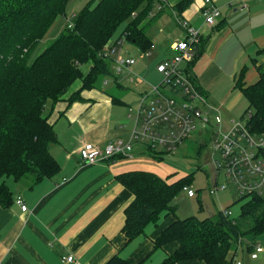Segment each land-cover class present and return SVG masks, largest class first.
Returning <instances> with one entry per match:
<instances>
[{"label": "trees", "instance_id": "16d2710c", "mask_svg": "<svg viewBox=\"0 0 264 264\" xmlns=\"http://www.w3.org/2000/svg\"><path fill=\"white\" fill-rule=\"evenodd\" d=\"M71 1L0 0V204L5 208L12 206L15 199L4 178L31 177L37 183L60 171V164L51 152L58 133L50 122L49 111L78 79L83 90H91L113 75L111 61L100 54L114 41L119 26L124 23L126 40L140 50L148 53L152 48L153 40L143 22L155 10L156 0H91L75 14L72 26L66 24L51 44L29 62V55L57 19L66 16ZM194 1H178L173 8L175 16L180 18ZM168 6L165 4L163 11ZM204 46L202 41L194 61L188 65L195 81L193 65ZM86 65H89L87 72L83 70ZM246 70L242 68L235 87L249 103L245 112L250 114L248 127L254 133H264V64L258 67L259 78L253 84L245 82ZM81 92L70 100H76ZM139 146L142 155L164 157L150 147ZM117 178L134 195L125 209L122 228L127 242L141 236L146 225L155 223L163 214L176 215V208L171 205L173 198L186 185H192L190 174L170 182L155 172L132 170ZM240 201L243 203L238 217L224 216L221 210L213 220L196 216L181 219L176 215L154 243L159 248L176 241L179 247L157 264L191 260L233 264L239 240L246 236L254 240L248 243L251 251L258 236L264 234V196H245ZM105 264H144V261L115 254Z\"/></svg>", "mask_w": 264, "mask_h": 264}, {"label": "crops", "instance_id": "0c3cea01", "mask_svg": "<svg viewBox=\"0 0 264 264\" xmlns=\"http://www.w3.org/2000/svg\"><path fill=\"white\" fill-rule=\"evenodd\" d=\"M89 1L84 0V6ZM178 1L169 0V6L153 20L172 13L177 22L173 8ZM213 1L222 11L215 25L209 26L204 21V0H195L180 17L191 26L201 28L203 33L205 46L194 62L193 73L206 95L220 79L236 83L243 67L250 70L249 64L254 65L253 79H246V73L244 79L247 84H253L259 78L258 67L264 64V0H247V8L243 6L245 0ZM64 22L68 24L69 19ZM171 45L168 56L172 55ZM144 53L151 55L150 51V55ZM136 64L137 60L129 69ZM120 81L116 77L121 94L103 92L101 84L83 90L82 81L75 85L76 81L70 91L54 107L52 105L49 117L58 133V141L51 146V152L60 164V171L37 183L25 177L14 179L13 186L7 185L14 199L22 197L28 209L22 210L15 202L8 208L0 204V264H68L63 258L69 254L80 264H105L115 254L144 261V264H157L179 247L176 241L159 248H155L154 243L178 214H163L155 223L146 225L145 232L131 242H127L122 230L125 209L134 195L117 177L132 170L151 171L162 177L165 174L157 158L142 155L138 145L134 157H113L82 164L79 150L84 142L104 146L118 138L128 139L131 134L133 127L128 113L136 108L140 98L134 107L128 105L122 88L127 85ZM148 89H140L139 97ZM78 91H82L81 97L70 100ZM118 106L124 107L123 113L116 111ZM179 264L207 263L191 260Z\"/></svg>", "mask_w": 264, "mask_h": 264}, {"label": "built area", "instance_id": "2783aa9c", "mask_svg": "<svg viewBox=\"0 0 264 264\" xmlns=\"http://www.w3.org/2000/svg\"><path fill=\"white\" fill-rule=\"evenodd\" d=\"M245 1L243 6L247 8ZM165 4H169V1L156 0L154 9L163 11ZM203 14L206 24L212 26L217 23L222 11L213 0H204ZM149 16H155L154 10ZM176 19L182 25L185 35L171 45L172 55L157 63L156 68L163 77L161 83L152 84L148 90L143 91L136 108L129 110L133 127L129 138H118L104 146L96 142H84L79 150L82 164H93L113 157H134V149L138 145L168 153L188 141L209 140V157L218 171V180L215 187L209 190L210 195L217 196L219 192L227 190L237 193L240 199L264 195V133H254L248 127L246 121L250 119V114L246 115L244 124L231 122L232 128L224 131L221 110L209 102L206 92L188 71V65L194 61L203 41L201 28L191 26L177 16ZM68 25L71 27L72 21ZM113 42L108 43L100 54L105 59L110 57L113 47V50L116 49ZM116 63V71L121 74L135 64V59H121ZM184 190L189 197L197 195L193 185H186ZM15 203L22 210L28 209L22 197L16 198ZM221 211L224 216L234 217L229 207ZM244 241L239 240L233 254V264H243L238 257L243 252ZM263 250L260 243L254 244L250 253L252 259H258V254ZM63 260L68 264H80L72 254Z\"/></svg>", "mask_w": 264, "mask_h": 264}, {"label": "rangeland", "instance_id": "374dc122", "mask_svg": "<svg viewBox=\"0 0 264 264\" xmlns=\"http://www.w3.org/2000/svg\"><path fill=\"white\" fill-rule=\"evenodd\" d=\"M83 1L84 0H73L69 3L66 16L63 15L56 21L39 46L31 52L29 55V62H32L33 58L38 55V53L51 44V41L55 38L54 36L61 33L65 27L64 25L67 23L64 22L65 19L72 21L75 16L74 14L84 6ZM157 12L158 10L155 9L154 15H156ZM152 18V16H149L148 19L143 22L148 37L153 40L152 48L149 49L151 55L147 56L138 46L126 40L125 34L123 33L125 25L122 23L114 36L116 49L113 50V47L112 50H110L111 53L108 58L111 61L113 75L105 78L104 82H108L107 85L104 84V82L103 84L102 82L100 83L103 92L108 90L109 92L121 94L119 89L121 86L116 84L113 77L121 79L122 81L119 83L127 85L126 87H122L125 89L124 96L128 105L132 107L135 106L139 99L140 89H148L152 84L156 85L161 83L163 77L158 72L156 65L158 62L168 57V54H170L168 52V47L173 42L182 39L185 33V31L183 33L184 29L181 27L182 25L175 21L172 13H166L155 20ZM119 37L121 41L118 42L117 39ZM129 57H133L137 60V64L133 66L131 70H124V72L118 74L116 71V62ZM249 65L251 71L248 69L246 70V79L252 80V69L254 65ZM88 68L89 65L83 66L85 72L88 71ZM232 68L233 66H231L229 70H232ZM220 80L221 81L215 83L214 88L209 90L208 95L209 102L221 110L225 131L232 128L231 122L235 124H244L246 119L245 112L247 111L249 103L242 91L235 87L236 85L233 79L231 82L226 78ZM77 83H80V80H77L75 85ZM118 107L116 111L123 113L124 107ZM210 151L211 142L209 140L203 142L197 139L196 141L192 140L182 144L177 150L163 153V159H157L158 162L162 164V173L165 174L162 178L164 177L167 181L173 182L186 175H191V184L197 196L195 198H190L187 191L183 190L180 191L171 202V205L176 208L175 212L181 219L189 216H196L200 219L209 218L213 220L218 214V209L221 210L228 206L233 212L234 217H238L241 213L240 208L243 202L240 201V197H238L237 193L234 191L227 190L226 192H219L217 196L210 195L209 190L215 187L218 180L216 165L213 161L211 162L209 157ZM217 158H219V156H217ZM26 178L32 179L31 177ZM219 179L222 181L221 177H219ZM4 180L7 185L10 184L13 186V184H15V180L12 177L4 178ZM246 240L249 239L246 238ZM246 240L243 243V252L239 253L238 259L241 260L243 264H264V251L258 254V259H252L248 243H252L254 240H249L250 242ZM256 243H260L264 249V234L258 236ZM154 262H157V260Z\"/></svg>", "mask_w": 264, "mask_h": 264}]
</instances>
